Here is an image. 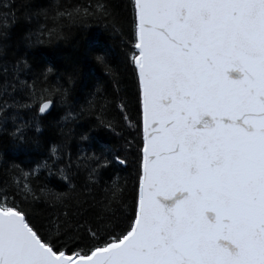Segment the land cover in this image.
I'll use <instances>...</instances> for the list:
<instances>
[{
  "label": "water",
  "instance_id": "obj_1",
  "mask_svg": "<svg viewBox=\"0 0 264 264\" xmlns=\"http://www.w3.org/2000/svg\"><path fill=\"white\" fill-rule=\"evenodd\" d=\"M135 4L143 147L131 230L66 255L0 209V264H264V0Z\"/></svg>",
  "mask_w": 264,
  "mask_h": 264
},
{
  "label": "trees",
  "instance_id": "obj_2",
  "mask_svg": "<svg viewBox=\"0 0 264 264\" xmlns=\"http://www.w3.org/2000/svg\"><path fill=\"white\" fill-rule=\"evenodd\" d=\"M136 44L135 0H0V209L56 253L88 256L135 221Z\"/></svg>",
  "mask_w": 264,
  "mask_h": 264
},
{
  "label": "bare ground",
  "instance_id": "obj_3",
  "mask_svg": "<svg viewBox=\"0 0 264 264\" xmlns=\"http://www.w3.org/2000/svg\"><path fill=\"white\" fill-rule=\"evenodd\" d=\"M136 216H137V214H136ZM135 219H136V218H135ZM133 224H134V223H133ZM130 230H131V229H130ZM127 234H128V233H127ZM123 238H124V237H123ZM123 238H122V239H123ZM122 241H123V240H122ZM122 241L119 240L118 242L110 243V244L107 245V247H109V246H110V247H114V246H117V245H119V244H122ZM45 245H46V244H45ZM47 246H48V245H47ZM104 248H105V247H104ZM55 253H56V252H55Z\"/></svg>",
  "mask_w": 264,
  "mask_h": 264
},
{
  "label": "rangeland",
  "instance_id": "obj_4",
  "mask_svg": "<svg viewBox=\"0 0 264 264\" xmlns=\"http://www.w3.org/2000/svg\"><path fill=\"white\" fill-rule=\"evenodd\" d=\"M141 171H142V160H141ZM140 178H141V176H140ZM140 184V183H139ZM78 256H80V255H78Z\"/></svg>",
  "mask_w": 264,
  "mask_h": 264
}]
</instances>
